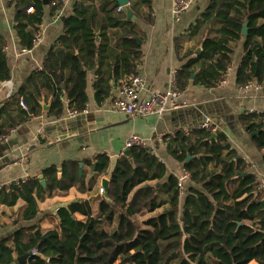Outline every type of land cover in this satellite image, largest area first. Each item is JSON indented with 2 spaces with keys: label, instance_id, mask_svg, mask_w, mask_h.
<instances>
[{
  "label": "trees",
  "instance_id": "obj_1",
  "mask_svg": "<svg viewBox=\"0 0 264 264\" xmlns=\"http://www.w3.org/2000/svg\"><path fill=\"white\" fill-rule=\"evenodd\" d=\"M47 1L52 12L63 6L60 0ZM129 2L138 19L153 23L152 0ZM12 3L17 9L15 32L22 46L31 50L40 31L44 0ZM30 7L34 11L28 13ZM118 8L114 0L75 4L64 21V35L48 53L43 69L2 103L0 139L41 113L43 96L52 97L48 116L61 117L65 110L84 112L90 71H96L92 87L99 106L112 96L113 80L137 75L136 66L143 59L138 44L141 31ZM242 40L244 55L236 83L239 87L253 81L264 85V0H211L187 33L175 39L177 57L183 62L176 72L179 89L184 92L191 83L217 88ZM191 41L194 48L188 47ZM201 43L203 51L196 54ZM5 44L0 34V82L11 77ZM239 121L263 154L264 163V113H243ZM166 144L169 155L200 188H185L181 196L176 176L169 174L152 150L133 147L130 157L125 154L115 163L110 201L101 193L97 212L88 200L60 209V230L43 232L39 226L18 230L0 241V264L17 263L25 255H29L25 264H264V194L250 164L228 137L220 130L213 133L196 127L176 132ZM91 165L97 176L105 175L111 160L99 155ZM43 175L46 186L39 178H31L2 188L0 207L24 202L13 217L29 222L40 214L39 201L72 188L92 190L97 179L93 177L86 186L84 174L80 176L79 166L72 162L64 164L61 178L55 166ZM76 213L85 220L74 219Z\"/></svg>",
  "mask_w": 264,
  "mask_h": 264
},
{
  "label": "crops",
  "instance_id": "obj_2",
  "mask_svg": "<svg viewBox=\"0 0 264 264\" xmlns=\"http://www.w3.org/2000/svg\"><path fill=\"white\" fill-rule=\"evenodd\" d=\"M12 1L0 0V34L6 42L3 50L7 55L11 75L9 80L0 82V108L4 101L18 93L29 76L43 69L48 53L64 35L65 19L72 14L75 4L82 0H67L58 12H52L51 5L44 3L38 33L40 41L34 43L31 50L22 46L15 32L14 19L17 9ZM210 2L211 0H196L177 21L173 17V0H152L154 19L152 24H147L134 14L135 20L128 19L124 9L121 11L126 15L125 20L135 23L141 31L138 44L141 46L143 59L136 66V72L144 79L150 91L162 92L168 89L171 78L183 65L177 57L175 39L187 33ZM244 42V40L239 42L235 49L224 83L214 89H206L191 83L181 99L188 107L168 113L162 118L155 116L133 118L113 110L114 95L123 78L118 82L113 80L112 96L99 106L92 87L95 70L90 71L88 76L89 101L85 112L71 117L70 111L65 110L61 117L48 116L50 110H44L41 103L51 105L52 97L43 96L40 101L41 113L32 116L18 127L5 143L0 144V190L9 188L20 180L40 176L47 181L43 171L53 166L62 177L63 166L67 162L79 166V174L80 176L84 174L86 186L91 185L93 177L96 176L97 179L92 182L94 184L92 190L81 192L77 188H72L66 194L56 193L39 201L40 214L29 222H18L13 217L23 207L24 202L19 201L14 207L1 205L0 241L11 238L15 232L23 228L39 226L43 232L60 230L58 211L74 202L88 200L91 202L92 210L97 212L101 182L105 178L110 181L116 161L121 158L123 152H126V142L134 135L143 138L157 159L166 165L169 174L176 176L184 169L183 165L169 155L167 141H158V135L168 136L178 131L189 132L210 118L218 130L228 137L239 156L250 164L251 173L258 180L264 178L263 154L239 121L243 113H264V85L262 90H259L256 87L248 89L246 86L239 87L236 83V73L244 55ZM194 46L193 41L188 44L189 48ZM253 83L259 84L257 81ZM99 155H107L111 160V166L107 174L97 176L93 175L96 172L91 162ZM191 187L200 188L190 179L185 182V188ZM73 218L85 220L79 213Z\"/></svg>",
  "mask_w": 264,
  "mask_h": 264
},
{
  "label": "built area",
  "instance_id": "obj_3",
  "mask_svg": "<svg viewBox=\"0 0 264 264\" xmlns=\"http://www.w3.org/2000/svg\"><path fill=\"white\" fill-rule=\"evenodd\" d=\"M63 4L67 2V0H60ZM196 0H173V17L175 20L179 21L183 15L189 10L192 4ZM124 7L118 8V11H122ZM33 8L30 7L28 9V13L33 12ZM40 41V37L38 36L35 44ZM34 44V45H35ZM225 80L221 81V84L224 83ZM256 87L259 90H262L263 86L261 84H255L250 82L247 86ZM184 92L179 89L176 75L173 76L170 80L169 87L167 90L162 92H153L147 88V84L144 79L139 76H130L123 78L119 87L115 93V100L112 104L113 110L116 112H121L126 114L129 117L133 118H145L148 116H155L157 118H162L168 113L179 111L188 107V105L181 101ZM21 107L27 110V106L24 102L21 103ZM87 110V109H86ZM85 110V111H86ZM84 111V112H85ZM83 113V112H82ZM79 113L75 111H70L69 116L75 117ZM202 129L210 130L213 133H216L219 128L216 127L210 120L207 118L200 126ZM15 132L11 131L9 135L4 136L0 139V144L5 143L9 137ZM172 135H158V141H168ZM149 144L139 136H131L126 142V150H129L133 147H148ZM125 152H123L120 157H123ZM178 187L180 189V194L183 196L185 189V182L190 180V173L183 169L182 172L176 175ZM260 189L263 190L264 194V178L259 179ZM100 193H103V189H101ZM38 254V253H36Z\"/></svg>",
  "mask_w": 264,
  "mask_h": 264
},
{
  "label": "water",
  "instance_id": "obj_4",
  "mask_svg": "<svg viewBox=\"0 0 264 264\" xmlns=\"http://www.w3.org/2000/svg\"><path fill=\"white\" fill-rule=\"evenodd\" d=\"M114 1L119 6L124 7V12L127 14L128 19L135 20V16L133 15V12H132V10H131V8L129 6V3H130L129 0H114ZM44 3L47 5L48 4V1L47 0H44ZM247 34H248V23L246 22L244 24V26H243L242 35L246 37ZM97 40H99V34L97 35ZM202 51H203V43H201L200 46L197 48L196 54H200ZM257 75H258V73H257ZM194 77L195 76H193L192 78H194ZM41 104H42L44 110H46V111L50 110V107H51L50 103L46 105L45 102H42ZM125 154H126L127 157H130V151L129 150H126ZM130 162H131L132 166H134V162H133L132 159L130 160ZM81 167H82V165H81ZM95 174L96 173H94L93 175H95ZM58 177L59 178L61 177V173L58 174ZM39 179L41 180V184L43 186H46V181L44 180L43 176H40ZM101 186H102V189H103L104 198L106 200L110 201L109 200V186H110V181L108 179H106V178L103 179L102 182H101ZM28 256L29 255H25L23 257L18 258L17 263L18 264H25L26 261H27ZM17 263H14V264H17Z\"/></svg>",
  "mask_w": 264,
  "mask_h": 264
},
{
  "label": "rangeland",
  "instance_id": "obj_5",
  "mask_svg": "<svg viewBox=\"0 0 264 264\" xmlns=\"http://www.w3.org/2000/svg\"><path fill=\"white\" fill-rule=\"evenodd\" d=\"M260 191L263 193V190L260 189Z\"/></svg>",
  "mask_w": 264,
  "mask_h": 264
}]
</instances>
